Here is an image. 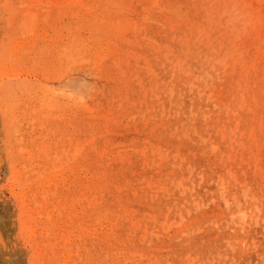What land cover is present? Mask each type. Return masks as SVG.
<instances>
[{
	"label": "rangeland",
	"instance_id": "rangeland-1",
	"mask_svg": "<svg viewBox=\"0 0 264 264\" xmlns=\"http://www.w3.org/2000/svg\"><path fill=\"white\" fill-rule=\"evenodd\" d=\"M262 20L0 0V264H264Z\"/></svg>",
	"mask_w": 264,
	"mask_h": 264
},
{
	"label": "bare ground",
	"instance_id": "bare-ground-1",
	"mask_svg": "<svg viewBox=\"0 0 264 264\" xmlns=\"http://www.w3.org/2000/svg\"><path fill=\"white\" fill-rule=\"evenodd\" d=\"M76 1V0H75ZM71 3V2H70ZM259 25V24H258ZM261 25L263 26L264 25V22H263V20L261 21ZM262 30H263V27H260L259 29H258V32H259V34H261L262 33ZM81 46H82V44H81ZM83 55V54H82ZM256 59H258V57L256 58ZM240 62L238 61V60H236L235 61V65H234V70H236V67H237V65L239 64ZM100 65V64H99ZM241 66H245V62H241ZM48 103V102H47ZM237 127H239V126H237ZM250 138H251V140L252 141H255V139H256V136H255V133H254V130H252L251 131V133H250ZM80 145V144H79ZM79 147V146H78ZM48 150H49V148H48ZM79 151V150H78ZM51 152V151H50ZM64 153V152H63ZM65 154V153H64ZM75 155H76V153H75ZM55 159H57V158H55ZM58 159H59V157H58ZM61 160V159H60ZM56 162V161H55ZM54 162V163H55ZM57 163V162H56ZM58 163H59V161H58ZM63 163V162H62ZM64 164V163H63ZM64 166H65V164H64ZM54 167H56V164H55V166ZM59 167H61V165H59ZM58 168V167H57ZM84 170V169H83ZM87 172V171H86ZM76 177V176H75ZM50 178V177H49ZM180 184V183H179ZM82 194V193H81ZM84 194V193H83ZM82 194V195H83ZM85 195V194H84ZM72 199V198H71ZM67 201V200H66ZM90 201V200H89ZM78 203V202H77ZM74 204V203H73ZM100 205V204H99ZM97 206H98V204H97ZM90 208H91V206H89ZM101 207V206H100ZM92 209V208H91ZM98 213V212H97ZM103 213V212H102ZM104 214V213H103ZM108 216V215H107ZM101 217H103V216H101ZM105 217V216H104ZM97 218V217H96ZM101 220V219H100ZM99 220V221H100ZM104 220H107V219H104ZM103 220V221H104ZM107 222V221H106ZM111 232V231H110ZM112 234V233H111ZM108 235V234H107ZM108 237H109V235H108Z\"/></svg>",
	"mask_w": 264,
	"mask_h": 264
}]
</instances>
